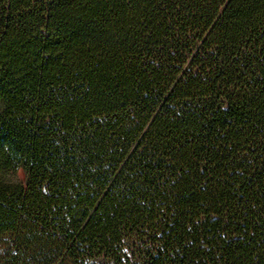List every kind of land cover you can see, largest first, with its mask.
Instances as JSON below:
<instances>
[{"label":"trees","instance_id":"1","mask_svg":"<svg viewBox=\"0 0 264 264\" xmlns=\"http://www.w3.org/2000/svg\"><path fill=\"white\" fill-rule=\"evenodd\" d=\"M0 264H264V0H0Z\"/></svg>","mask_w":264,"mask_h":264},{"label":"clouds","instance_id":"2","mask_svg":"<svg viewBox=\"0 0 264 264\" xmlns=\"http://www.w3.org/2000/svg\"><path fill=\"white\" fill-rule=\"evenodd\" d=\"M28 178V170L22 164L0 174V182L10 186L22 185L27 182Z\"/></svg>","mask_w":264,"mask_h":264}]
</instances>
